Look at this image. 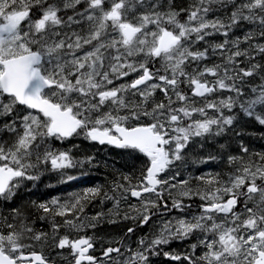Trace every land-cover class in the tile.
<instances>
[{
	"label": "snow or ice",
	"instance_id": "obj_1",
	"mask_svg": "<svg viewBox=\"0 0 264 264\" xmlns=\"http://www.w3.org/2000/svg\"><path fill=\"white\" fill-rule=\"evenodd\" d=\"M228 2L232 10L224 21L209 19L208 14L213 4L225 0H195L179 10L172 0H0V127L12 137L0 143V198L13 197L22 180L39 179L30 170L40 165L50 164L54 171L75 167L70 151L49 145L83 135L147 158L136 183L130 176L123 177L126 185L115 182L113 193L118 191L119 198L104 194L115 201L117 210L121 201H139L138 206L129 204L134 215L125 213L124 219L142 226L152 220L154 210L184 212L191 207L185 205V198L199 196L205 202L191 219L163 221L153 238L139 241L138 250L127 248V256L122 247H107L102 255L111 264H149V255L159 246L197 233L193 254L183 257L188 264H264V154H256L258 161L229 156V165H236L234 172L226 179L219 174L198 177L208 186L203 191L193 189L187 180L176 184L171 183L174 176H163L174 161L183 159L193 138L218 136L233 125L236 117L225 115V109L231 113L239 108L264 125V83L251 87L250 94L244 87L245 78L262 66L242 67L239 59L252 61L253 51L264 55V44L250 43L255 39L251 32L229 38L243 22L257 24L258 35L264 38V0ZM81 4L83 10L74 15L60 14ZM34 9H39L38 16ZM182 13L186 19H181ZM213 35L224 39L218 43L206 39ZM201 42L207 47H195ZM241 43L249 47L241 49ZM216 55L221 63H203ZM132 73L138 75L130 82L115 84ZM157 92L164 99L157 100ZM218 92L235 95L210 99ZM209 110L215 115L210 116ZM241 151L249 150L242 146ZM170 189H177L175 196ZM100 194V188H89L72 203L53 199L55 207L45 203L38 207L54 216L72 215L64 226L81 231L96 227L77 215L84 210L81 202ZM167 199L172 201L170 207ZM102 216L99 213L91 220L98 222ZM12 219H19L20 230L8 223V231H0V264H48L43 253L25 251L32 245L23 242L26 234L37 242L45 241L47 234H33L18 208H13ZM59 227L53 223L54 231ZM93 239L64 235L55 247L70 249L71 264H103L90 254ZM198 246L204 252L195 256Z\"/></svg>",
	"mask_w": 264,
	"mask_h": 264
},
{
	"label": "trees",
	"instance_id": "obj_2",
	"mask_svg": "<svg viewBox=\"0 0 264 264\" xmlns=\"http://www.w3.org/2000/svg\"><path fill=\"white\" fill-rule=\"evenodd\" d=\"M178 1L180 0H174L173 3V6L176 7L177 10H179L180 8L187 9L193 4V0L192 1L186 0L185 2L182 3V5L178 4ZM214 5L215 7L217 6V4ZM218 7L219 8L215 9L211 15L222 16V20L227 21L228 15L232 10V5H227L226 7L225 6H218ZM184 14L185 13H182L181 17ZM232 31L234 34L233 38L236 37L243 38V36L246 33L251 32L255 37L254 39L255 41L253 40L250 43H255L256 41H259L260 44H264V38H261L258 35L259 26L257 24L243 22L239 26L235 27ZM212 37L219 39L215 36ZM240 47L241 49L248 48L249 44L241 43ZM252 55L255 57L254 51ZM263 56L264 55L260 54V60L258 62L260 63L261 66L263 65L262 68L259 71L257 70V73L254 76L247 77L251 81L250 84H252V81L253 79H255L256 75H260L262 71L264 72V61H262L261 59L263 58ZM239 59L243 61V63L241 64L242 67L249 66L250 63L256 64L255 58L250 62L243 57ZM210 61L211 63L213 61H216L217 63L222 62L221 57L219 55L211 57ZM261 61L263 63H261ZM235 138L237 144H235L233 141H229V139L226 140L228 144V147L226 149L228 151V158L229 156H236L238 158L242 157L245 161L248 160L258 161L259 158L256 154L258 153L264 154V126H260V125L246 126L244 129L240 130L236 134ZM242 146L248 148L249 150L248 153H243L241 151ZM230 148H232V151H230ZM215 150L220 151L222 153L226 152L224 148L216 147V145L213 146L211 143H208L207 147L205 149H201L200 151H196L195 149L186 150L187 153L183 155V159L180 161H176L175 164L171 166V168L174 169V171H170L168 174L165 175V177L170 178L174 176L175 179L172 180L171 183H176V184H179V182L182 180H187L189 181V184L190 186L193 187V189L200 188L202 191L206 189L208 186L203 184L199 179H197L198 177H205L207 179L219 174V176L222 179H226L227 176L231 174V171L235 170L236 165H229L228 158L225 159L224 157H220L218 158V160H213V159H209V156H206L204 154L205 151L208 153H215ZM189 151L192 153L189 154ZM91 152H92L91 154L92 163L88 162V164L90 165L91 169L93 168V166L96 168V170L98 168V171L95 170L96 172L93 171V173L84 175L79 179H77L76 181L67 182L65 186L66 189L64 188L61 189V186L58 185L61 183V181H55L57 179L54 178H52L51 180L50 177L47 180L42 181V179H39V181L36 182V184H40L41 186L37 185L31 189L29 188V190L28 187H24L20 191H19L20 188H18L17 191H15V194L19 192L18 193L19 196L14 195L8 200L0 198V208H1L0 231H5V232L8 231L7 229L8 223L16 224L17 230H20L19 219L17 220L12 219L13 208L20 209V211L24 214V216L27 217L26 222L33 229V232H38L40 230H43V228H46L45 227L46 225L53 224L58 220L60 223L64 219H72L73 218L72 215H69L67 217H60V216H54L51 213H44L43 210L38 207V205L41 203H45L48 204L50 207H55L51 205L52 199L49 200V198H51L54 195L58 196L57 200H59L60 203L62 204L66 202L72 203L74 202L76 196L82 195L89 188H100L101 194L94 198L83 200L81 203L83 204L84 210L81 213H77V215L80 218L83 217L87 218V217H91L94 213L96 214L99 211L98 214L103 213V217H109L108 219L109 221H113L114 219H120L119 217L120 212H118L117 214V211L113 209L114 206L113 205L111 206V204L108 202L111 200L106 199L104 194L107 193L108 196L115 195L117 198H119L118 191L116 193H113L115 182L123 183L126 185L127 182L123 180V177L130 176L132 177V182L135 183L136 179L141 176V173L144 169H140V162H139L140 160L138 161L133 157L130 158L131 160L127 159V164H126L128 165L127 168V166L123 163L124 158L122 157L119 158L118 156L110 157L108 155L109 151L107 150H101V151L91 150ZM128 161L131 163V166L129 165ZM76 165L85 167L84 165L82 166L79 163H76ZM124 167L127 168L126 172H124ZM135 168L137 169V173H135ZM86 170L88 171V169ZM177 173H179V175H177ZM67 185L69 186L67 187ZM63 190L66 191L61 192ZM170 191L172 192V195L175 196L177 189H170ZM191 199L195 201L201 200L199 196H193ZM191 199L185 198L184 201L188 202ZM171 202H172L171 199H167L168 205H171ZM100 224L103 225L104 223L101 222Z\"/></svg>",
	"mask_w": 264,
	"mask_h": 264
},
{
	"label": "flooded vegetation",
	"instance_id": "obj_3",
	"mask_svg": "<svg viewBox=\"0 0 264 264\" xmlns=\"http://www.w3.org/2000/svg\"><path fill=\"white\" fill-rule=\"evenodd\" d=\"M77 7H78V5H77ZM126 78L127 77L123 78L122 80H116L115 81V83L117 82L116 85H119V82L123 83L126 80ZM70 140H75V141H70ZM86 141H89V140L85 139L83 135H79L77 137L70 138L69 141L68 140L62 141L60 143V145H61L60 148L68 149V145L71 144L73 148H78L79 150L83 151V150L87 149V146H88ZM90 143H91V145H93V147H96V148L98 147L99 149H106V147H108L109 150L111 151V153L113 154L111 157H113V156L117 157L118 156L119 158L120 157L124 158L123 163L125 165L127 164V159L130 160L131 157H133L134 159H136L138 161L140 160L139 161L140 162V169H144V167L147 163L146 162L147 158L143 154L135 152L133 150L120 149V148H116V147H114L112 145H108V144L101 145L98 142H93V141H90ZM81 155L84 156V153L81 152ZM129 165L131 166L130 162H129ZM126 166L128 168V165H126ZM127 168L124 167V172H126ZM170 170L171 169H169V171ZM135 173H137L136 168H135ZM108 202L114 206L113 207L114 210H116L117 212H120L119 217H120V220L123 221V222H120L123 225H120L118 223L110 224V226L113 227L114 229L117 228L118 226H120L115 231L117 234L115 239H113L110 243L107 242L106 244L104 243L103 245H101L96 240L94 234L90 233L89 231H87V232L80 231V232H77L74 236H72L73 239H76L80 236H88V235L90 237H93L94 238L93 239L94 248L92 250H90V254L96 256L98 258V260L105 262V264L106 263L111 264V261H109V260L107 261V258L103 257V255H102L103 250L106 249L107 247H110V246L111 247H122V251L126 252L124 254L126 256V254L128 255V253L126 251L127 248H131L133 251H136L140 247L139 241L141 239H149L150 240L151 238H153V234L154 233L157 234L159 232L163 221L171 220L173 223H175L176 220L181 219V218L191 219L193 215H198L200 213L199 206L202 203H205L204 201H201V200L195 201L193 199L189 200L188 202L184 201L185 205L191 206L190 208H186L184 212H180V211H177L175 209L168 211L164 208L154 210L155 215H153L152 220L148 224L141 226L139 224V222L136 220L124 219L125 213H129L130 215H134V213L130 212L129 204L139 205L138 200L135 201V200L129 199L128 201H121V204H120L118 210L115 206V201H108ZM170 206L171 205H169V207ZM98 222H100V221H98ZM129 226L135 229V231L133 233L127 232V229L129 228ZM199 235L200 234L197 233V234L189 236L188 238H185V239H171L168 244L159 246V248L155 251L154 254L149 255V264H188V261L184 260L183 257L186 254H188V255L193 254V250H192L191 246L193 244H198ZM108 245H110V246H108ZM201 247L202 246H198L197 248L201 249ZM200 249L198 251H195V254H194L195 256H197V255L200 256L203 254V252H204L203 247L201 250ZM65 250L70 251V249H68V248H65ZM25 251H27V252L36 251L39 253L41 252L38 249H31V248H26ZM189 252H191V253H189ZM41 253H43V255L47 258V260L49 259L48 261H52V262H55L57 264H71V261H72V256H70L69 258H67L66 260H63V261H57V260H52V258L46 256L44 252H41ZM164 253H169L171 255H180L181 259L180 260H172L170 258V256H165ZM112 256L116 257L117 254L113 253Z\"/></svg>",
	"mask_w": 264,
	"mask_h": 264
},
{
	"label": "rangeland",
	"instance_id": "obj_4",
	"mask_svg": "<svg viewBox=\"0 0 264 264\" xmlns=\"http://www.w3.org/2000/svg\"><path fill=\"white\" fill-rule=\"evenodd\" d=\"M193 1L195 2V0H193ZM55 2L62 3V0H55ZM173 3H174V0H172V4ZM182 3L183 2L181 0L178 2V4H181V5H182ZM215 4H217V6L216 7H215V5L212 6L213 10L208 14V18L209 19H217V18L222 19V16H219V15H211L212 12L215 9H218L219 8L218 6H225L226 7L228 4L231 5V3L225 1V3H215ZM82 6L78 5L79 8L76 7L75 9L69 8V9H66V10H62L60 14L66 18L69 15H74L75 11H82L83 10V7H84V6L83 7ZM33 14L35 16H38L39 15V9H34ZM181 19H186V16L182 17ZM73 27L76 28V30H79V27L78 26H75L74 25ZM233 35H234L233 34V31H231L230 34H229V38L230 39H235V38H233ZM213 36H215V37H217L219 39H216V38H214L212 36L211 37H208L206 39L208 41L217 42L218 43V42H221L223 40V38H224L221 35H213ZM255 43H260V42L259 41L258 42L256 41ZM195 47H197V48H203V47H207V44L204 43V42H201V43L195 45ZM259 60H260V54L257 53V54H255V63L256 64H260V63H258ZM262 61H264V56L262 58ZM262 61H261V63H263ZM203 63L204 64H208L209 66H211L213 63H217V62L216 61H213L211 63V61H209L208 63H206V61H204ZM136 75H137V73H132L130 76H128L126 78V80L123 83L130 82L132 79H134L136 77ZM262 77H264V72L263 71L260 73V75H256L255 76V79L252 81V84H250L251 83L250 79L245 78V81H246V84L244 85L245 91L250 94V91L249 90H250L251 87H254V86L260 85L261 83H264V80H262ZM209 79H212V78L209 77ZM119 84H121V83L119 82ZM181 87L185 91H187V86L186 85H181ZM228 95H235V94L234 93H229V92H218V93L215 94L214 97H210V99H219V98L226 97ZM156 99L157 100H161V99H164V97H163V95L160 92H157ZM197 102L199 103L200 102V99H197ZM257 111L259 112L260 109L258 108ZM224 112H225V115H234L236 117V119L234 120L233 125L228 126L225 129V131L222 134L218 135V136L217 135H208L206 137H195V138H193L192 141H190L188 147L185 149L183 155L185 153H187L186 150L195 149L196 151H200L201 149H205L207 147L208 143H211L212 144L213 142L215 143L216 147H222V148L224 147V149L226 150L227 147H228V146H226L227 144L226 145L225 144L224 145H220V144H218V142H222L221 140H223L225 138V140H228L229 139V141H233L235 144H237L236 143L235 136H236V134L240 130L244 129L246 126H249V125H260V126H264V125H261L254 118H249V117L245 116L240 111L239 108H233V110H232L231 113H229L227 109H225ZM209 115L210 116L211 115H215V113L212 110H209ZM197 118H200V117H197ZM11 140H12V137L10 135H7V134L5 135V132H4L3 128L0 127V143H4L6 141L10 142ZM51 144L52 143H50V145H49L50 147H51ZM57 144H58V147L55 150H58L59 151L60 143L58 142ZM230 151H232V148H230ZM191 153L192 152L189 151V154H191ZM204 154L206 156H209V157H215V159H213V160H218V158H220V157H224L225 159L228 158V151L227 150H226L225 153H222V152L217 151V150H215V153H208V152L205 151ZM203 160H202V162H203ZM30 172L33 175H38L39 176V179H40L42 176H46V175L51 174V173H53V175L55 176V172L58 173L59 171L52 170L51 169V165L50 164H46V165H40L38 169H32V170H30ZM169 172L170 171L166 172L165 174H168ZM232 172H234V171H231V173ZM23 181L24 182L25 181L35 182L36 180H26L25 179ZM164 196H168V193L165 192L164 193ZM64 220H62V222H60V223H59V220L57 222H55V224L60 225V227H59V229L57 231H54L53 230V224L46 225L45 226L46 228H43V230L38 231V232H43V233H46L47 234V239L45 241L37 242V241H34V240H29V239H27V234H26V238H25V240L23 242L26 243V244H31L32 246L29 247L31 249H38L41 252H44L45 255L48 256V257H50V258H52V260H57V261L66 260L67 258H69L71 256L70 255V251L65 250V249H59V248L55 247V244H56V242H58V239L60 237L64 236V235H68L70 239H73L71 237V233L75 234L76 230H70L69 228H67L66 226H64ZM89 220H91V218H89ZM38 232H33V234L38 233ZM99 234L102 235L103 232H101ZM155 234L156 233H154L153 236ZM104 238L107 239L106 242L107 241L108 242H111L113 239H115V236L112 235V233H111L110 235H108V237L105 236ZM98 242L100 244H103V243H101V242H103V238L100 237V239H99ZM199 249L200 248H197L196 251H198ZM201 249H202V247H201ZM123 252H124V254L126 253L125 251H123ZM126 256H127V254H126Z\"/></svg>",
	"mask_w": 264,
	"mask_h": 264
},
{
	"label": "bare ground",
	"instance_id": "obj_5",
	"mask_svg": "<svg viewBox=\"0 0 264 264\" xmlns=\"http://www.w3.org/2000/svg\"><path fill=\"white\" fill-rule=\"evenodd\" d=\"M182 2H185L186 0H181ZM190 1V0H189ZM192 1V0H191ZM179 2V1H178ZM83 4H81L80 6H82ZM214 5V4H213ZM225 5V4H224ZM84 6V5H83ZM82 6V7H83ZM188 6V5H187ZM77 7V6H76ZM79 8V7H78ZM176 8V7H175ZM64 10H66V9H64ZM77 10V9H76ZM37 11V10H36ZM219 41V40H218ZM255 41V40H254ZM258 42V41H257ZM254 54H257L256 52H254ZM262 57V56H261ZM262 59V58H261ZM263 66V65H262ZM260 70V69H259ZM258 70V71H259ZM254 80V79H253ZM258 80V79H257ZM255 129V128H254ZM256 133V132H255ZM259 133V132H258ZM261 133V132H260ZM263 133V132H262ZM251 134V133H250ZM6 135V134H5ZM251 136V135H250ZM263 136V135H262ZM261 136V137H262ZM260 138V137H259ZM225 140V138L223 139V140H221L222 142H218L220 145H226L227 144V142H226V140ZM261 141H262V139H261ZM258 142V141H257ZM212 145L214 146L215 145V143L213 142L212 143ZM226 146H228V144L226 145ZM222 148V147H221ZM224 148V147H223ZM213 149V148H212ZM93 152V151H92ZM217 154V153H216ZM209 155V154H208ZM219 156V155H218ZM224 156V155H223ZM138 158V157H137ZM131 160V159H130ZM92 163V162H91ZM94 167V166H93ZM106 169V168H105ZM138 176V175H137ZM91 177V176H90ZM89 178V177H88ZM107 178V177H106ZM112 178V177H111ZM139 178V177H138ZM86 179V178H85ZM99 180V179H98ZM69 185H67V187H68ZM84 186V185H83ZM55 189V188H54ZM80 192V191H79ZM81 193V192H80ZM118 195V194H117ZM30 201V200H29ZM107 201V200H106ZM105 201V202H106ZM136 201V200H135ZM112 203V202H111ZM100 206V205H99ZM112 206V205H111ZM104 207V206H103ZM107 207V206H106ZM108 207H110V206H108ZM122 207V206H121ZM23 208V207H22ZM1 209V208H0ZM25 209V208H24ZM31 209V208H30ZM99 210H100V208H99ZM101 212V211H100ZM125 213V212H124ZM30 214V213H29ZM27 215H28V213H27ZM30 216V215H29ZM94 216V214L91 216V218ZM111 216V215H110ZM109 219V217H101L100 218V222H97V221H92L91 223H95L96 224V227L95 228H92V227H86L84 230H81V231H85V232H87V231H89L90 233H93L94 234V236H95V238H96V240L97 241H99V239H100V237H102L103 238V242H101V243H107L106 242V238H104L105 236H107L108 237V235H110L111 233H112V235H114L115 237L117 236V234H116V230L120 227V226H118L117 228H113V227H111L110 226V224H114V223H118V224H120V225H123V224H121L120 222H123L122 220H120V219H114L113 221H115L114 223L112 222V221H109L108 220ZM105 220H107V221H105ZM90 221V220H89ZM89 221L87 222V223H89ZM104 223L103 225H101L100 223ZM86 223V224H87ZM129 225V224H128ZM127 225V226H128ZM130 227V226H129ZM2 229V228H1ZM121 229V228H120ZM77 232H79V231H76L75 233H77ZM101 232H103V234L102 235H100L99 233H101ZM125 232V231H124ZM43 233V232H42ZM106 234V235H105ZM124 234V233H123ZM122 234V235H123ZM85 235V234H84ZM156 235V234H155ZM89 236V235H88ZM121 237V236H120ZM105 240V241H104ZM120 240V239H119ZM115 241V240H114ZM110 243V242H109ZM103 244H101V245H103ZM117 244V243H116ZM125 244V243H124ZM114 245V244H113ZM108 246H110V245H108ZM111 247V246H110ZM171 247V246H170ZM166 248V247H165ZM101 249V248H100ZM183 249V248H182ZM178 250V249H177ZM123 252V251H122ZM175 252V251H174ZM41 253V252H40ZM189 253H191V252H189ZM198 256V255H197ZM49 260V259H48ZM107 261H108V259H107ZM169 262V261H168ZM104 264H105V262H103ZM107 264V263H106Z\"/></svg>",
	"mask_w": 264,
	"mask_h": 264
}]
</instances>
